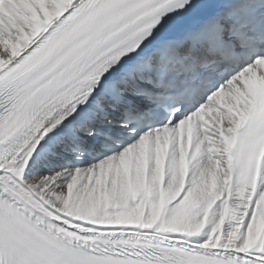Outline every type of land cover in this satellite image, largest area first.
<instances>
[{
    "label": "snow or ice",
    "instance_id": "6c2138e0",
    "mask_svg": "<svg viewBox=\"0 0 264 264\" xmlns=\"http://www.w3.org/2000/svg\"><path fill=\"white\" fill-rule=\"evenodd\" d=\"M0 264H264V0H0Z\"/></svg>",
    "mask_w": 264,
    "mask_h": 264
}]
</instances>
